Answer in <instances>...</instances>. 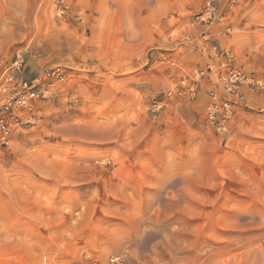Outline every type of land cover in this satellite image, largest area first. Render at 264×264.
<instances>
[{
    "label": "rangeland",
    "instance_id": "374dc122",
    "mask_svg": "<svg viewBox=\"0 0 264 264\" xmlns=\"http://www.w3.org/2000/svg\"><path fill=\"white\" fill-rule=\"evenodd\" d=\"M214 2L199 55L204 0H0V82L65 69L0 141V264H264V89L224 131L191 90L220 48L264 79V0Z\"/></svg>",
    "mask_w": 264,
    "mask_h": 264
},
{
    "label": "built area",
    "instance_id": "2783aa9c",
    "mask_svg": "<svg viewBox=\"0 0 264 264\" xmlns=\"http://www.w3.org/2000/svg\"><path fill=\"white\" fill-rule=\"evenodd\" d=\"M200 11L192 16L191 26L198 31L200 43L194 44L187 34L181 36V43L176 48L187 49L194 54H202L205 50L203 44L210 43L209 30L213 25H222L225 15L219 11L220 5L215 0H204ZM230 31V29H227ZM226 31L222 33L225 35ZM201 45V46H200ZM215 49V47H214ZM208 57L207 62L196 68V78L191 84V90L200 85L201 79L210 81L211 88L207 92V119L218 131H224L233 116L236 105L246 100L245 91L254 92L264 89V79L247 77L242 71L243 67L237 64L236 57L227 50L220 48ZM20 65V64H19ZM65 79V69L53 66L43 69L32 77L24 76L17 69L10 72L3 82H0V141L7 142V137L15 128L31 122L34 118L35 106L33 101H40L51 95V88ZM126 252L110 259L109 264H123Z\"/></svg>",
    "mask_w": 264,
    "mask_h": 264
}]
</instances>
